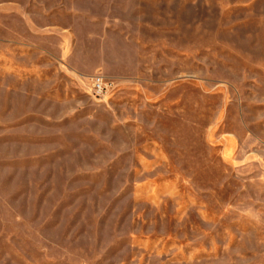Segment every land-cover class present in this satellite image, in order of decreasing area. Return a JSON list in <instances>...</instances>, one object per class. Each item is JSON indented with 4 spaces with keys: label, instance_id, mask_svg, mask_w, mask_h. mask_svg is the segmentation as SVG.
Here are the masks:
<instances>
[{
    "label": "rangeland",
    "instance_id": "rangeland-1",
    "mask_svg": "<svg viewBox=\"0 0 264 264\" xmlns=\"http://www.w3.org/2000/svg\"><path fill=\"white\" fill-rule=\"evenodd\" d=\"M0 264H264V0H0Z\"/></svg>",
    "mask_w": 264,
    "mask_h": 264
},
{
    "label": "built area",
    "instance_id": "built-area-1",
    "mask_svg": "<svg viewBox=\"0 0 264 264\" xmlns=\"http://www.w3.org/2000/svg\"><path fill=\"white\" fill-rule=\"evenodd\" d=\"M91 86L93 93L96 95H102L104 91H107L108 84L101 76H94L91 78Z\"/></svg>",
    "mask_w": 264,
    "mask_h": 264
}]
</instances>
